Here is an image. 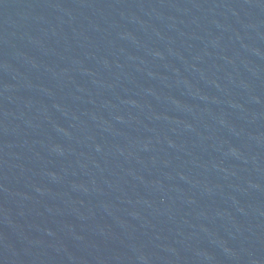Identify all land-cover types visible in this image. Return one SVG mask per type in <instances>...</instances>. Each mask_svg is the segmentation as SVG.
Returning <instances> with one entry per match:
<instances>
[{
  "label": "water",
  "instance_id": "obj_1",
  "mask_svg": "<svg viewBox=\"0 0 264 264\" xmlns=\"http://www.w3.org/2000/svg\"><path fill=\"white\" fill-rule=\"evenodd\" d=\"M0 264H264V0H0Z\"/></svg>",
  "mask_w": 264,
  "mask_h": 264
}]
</instances>
